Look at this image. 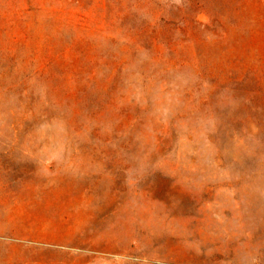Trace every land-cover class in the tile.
I'll return each instance as SVG.
<instances>
[{"label": "rangeland", "instance_id": "1", "mask_svg": "<svg viewBox=\"0 0 264 264\" xmlns=\"http://www.w3.org/2000/svg\"><path fill=\"white\" fill-rule=\"evenodd\" d=\"M0 264H264V0H0Z\"/></svg>", "mask_w": 264, "mask_h": 264}]
</instances>
